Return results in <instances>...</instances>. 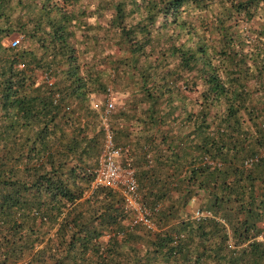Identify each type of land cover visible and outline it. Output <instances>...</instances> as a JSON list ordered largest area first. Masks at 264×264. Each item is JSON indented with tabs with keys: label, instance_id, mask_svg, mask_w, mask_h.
I'll use <instances>...</instances> for the list:
<instances>
[{
	"label": "trees",
	"instance_id": "obj_1",
	"mask_svg": "<svg viewBox=\"0 0 264 264\" xmlns=\"http://www.w3.org/2000/svg\"><path fill=\"white\" fill-rule=\"evenodd\" d=\"M123 82L110 132L155 230L92 189L90 97ZM261 236L264 0H0V264H264Z\"/></svg>",
	"mask_w": 264,
	"mask_h": 264
},
{
	"label": "built area",
	"instance_id": "obj_2",
	"mask_svg": "<svg viewBox=\"0 0 264 264\" xmlns=\"http://www.w3.org/2000/svg\"><path fill=\"white\" fill-rule=\"evenodd\" d=\"M19 43L18 39H14L11 46L18 47ZM114 108L115 106L113 103H108L104 114L101 115V122L107 131V136L104 150L100 157L99 166L94 171L95 180L93 182L92 189L103 187L121 190L126 199L128 208L133 209L136 213L130 221L131 224L143 225L150 230H155L156 227L151 222L149 213L143 206L140 205L138 184L135 179V170L130 162H122V150L120 148H116L112 140V134L109 127V115ZM252 162V160L247 162L246 166L250 167ZM210 216V213L201 211L200 209H195L193 212V217L196 220L206 219ZM259 239L263 240L264 237L261 236Z\"/></svg>",
	"mask_w": 264,
	"mask_h": 264
},
{
	"label": "rangeland",
	"instance_id": "obj_3",
	"mask_svg": "<svg viewBox=\"0 0 264 264\" xmlns=\"http://www.w3.org/2000/svg\"><path fill=\"white\" fill-rule=\"evenodd\" d=\"M197 15H198V13L195 12L192 17H196ZM186 17H187V15H186ZM14 39H18L19 40V42H20L19 43V46H21L24 43V37H22V36H15L13 39L9 40L7 42V44L8 45H11V42ZM100 40H101L102 46H104L105 48L102 49V51L101 50H98V51L103 52V54H100L99 56L95 57V60L96 61H99V62H102V60L106 57V55H108L109 52L110 53H112V52L116 53L117 52V49L116 48H113V49L109 48V49H107V47L109 46V43L106 42L105 44H103L102 43L103 42V39L101 38ZM89 46L92 47V45H89ZM87 49H88V46H87ZM89 50H88L89 51L88 54L87 53H85V55L82 54V53H80V54H81V56L84 57L83 60H85L88 63L89 62L92 63L93 60H91V58L95 55V53H94V51L91 52L92 51L91 49H89ZM99 68L107 69L108 68V64H103V66H99ZM53 81L54 80H51V82H53ZM106 81L107 80L105 79V82ZM122 85H124V82H123V84H119L117 87H115L114 85L111 84L110 87H109V92H110L109 95H102V94H96V93L95 94H92L91 97H90V104H91L92 108L95 109V110H98L101 113H104L105 108H106V105L108 103H113L114 106H115L114 109H117L118 107H121L122 106L121 102L124 101L127 98L129 99L131 97V94H132L131 92H128V94L126 92H124L125 89L123 88ZM90 195H91V191L90 192H87V196H90ZM198 207H199L198 201L196 200L191 205V208H190L191 212L192 211L194 212L195 209H198ZM135 214L136 213L134 211V215L132 216V218L135 216ZM104 240H107V237L104 238L103 241Z\"/></svg>",
	"mask_w": 264,
	"mask_h": 264
},
{
	"label": "crops",
	"instance_id": "obj_4",
	"mask_svg": "<svg viewBox=\"0 0 264 264\" xmlns=\"http://www.w3.org/2000/svg\"><path fill=\"white\" fill-rule=\"evenodd\" d=\"M126 93L128 94V92H126ZM129 99H130V98H129ZM129 99L127 98V99H125L124 101H122V102H121L122 106H123V105H126V103L128 102Z\"/></svg>",
	"mask_w": 264,
	"mask_h": 264
}]
</instances>
